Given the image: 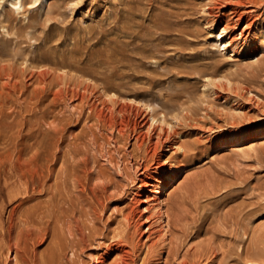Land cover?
<instances>
[{"label":"rangeland","instance_id":"374dc122","mask_svg":"<svg viewBox=\"0 0 264 264\" xmlns=\"http://www.w3.org/2000/svg\"><path fill=\"white\" fill-rule=\"evenodd\" d=\"M22 1L24 7L15 11L11 0L0 4V20L5 13L6 24L10 26L7 34V27L0 22L2 62L15 61L20 67L30 55L36 60L46 57L45 61L34 64L51 67L50 78L60 79L64 87L79 88L90 97L103 95L106 99L116 97L113 95L116 89L126 90L129 94L120 96L119 100L131 103L136 102L132 99L133 92L141 91L142 79L149 77L154 80L152 88L138 98L139 104L149 105L147 112L160 106L172 114L191 109L196 118L203 119L209 113L205 117L208 123L225 128L203 132L181 127L188 136L186 139L200 140L191 161L177 163L182 167L164 189L161 200L163 206L176 199L180 202L182 213L190 221L189 233L180 238L169 236L175 242L177 254L167 258L162 247L169 239L164 240L156 232L159 226L153 222L150 232L154 233L148 241L153 248L139 245L140 259L133 257V264H264V7L246 8L259 26L257 39L234 43L230 51L223 48L225 39L218 36L222 29L213 23L206 10L211 0ZM144 15L155 19L157 24L149 29L153 39L145 55L137 60L129 55L132 44H127L130 40L127 31L135 32L138 28L135 22L145 18ZM45 31L50 35L47 40ZM255 45L257 49L252 50ZM113 48L124 58L116 63L123 76L116 78L119 84H115L114 90L104 92L107 85L104 78L109 77L114 67ZM59 54L66 61L61 67L53 62V57ZM132 72L136 78L129 79ZM207 82H212V87L206 86ZM213 89L226 95L227 102L223 97L217 99ZM76 104L78 100L69 108L75 110ZM221 132H228L225 141L218 139ZM138 185L139 182L126 183L122 197L114 196L112 204L117 208L126 204L134 192L142 190ZM2 202L0 196V231L6 232L8 210L16 198ZM111 213V209L107 210L104 219ZM148 225L144 223L143 228ZM6 244L7 235L0 241V264H10L14 256ZM87 248L85 253L103 251L96 244ZM71 256L69 253L68 258ZM80 258V264L94 262L85 255ZM114 258L112 255L108 261Z\"/></svg>","mask_w":264,"mask_h":264},{"label":"bare ground","instance_id":"6f19581e","mask_svg":"<svg viewBox=\"0 0 264 264\" xmlns=\"http://www.w3.org/2000/svg\"><path fill=\"white\" fill-rule=\"evenodd\" d=\"M263 1L208 2L206 10L213 23L222 29L218 36L225 39V50L233 51L234 43L257 39L259 26L246 8L264 7ZM16 2L10 3L13 6ZM23 5L20 0L15 10ZM2 16L0 22L9 34L8 17L5 13ZM144 17L135 22L138 26L135 32L127 31L130 37L127 44H132L129 55L137 60L145 55L153 39L149 29L157 24L155 19ZM146 19L149 22L144 24ZM49 38L45 31L44 39ZM256 49L255 45L252 50ZM113 51L114 67L109 77L104 78L107 79L104 92L114 90L115 84H119L116 78L123 76L116 63L124 58L114 48ZM53 58L57 67L66 63L62 54ZM24 59L26 64L20 67L15 61L0 59V196L3 202L16 198L8 210L7 230L0 231L1 240L7 235L6 249L14 251L10 264H80L81 255L94 261L93 264H133L135 258L140 259L139 245L149 246L153 222L158 223L156 232L164 240L189 233L190 221L182 213L180 202L176 199L163 206L161 200L164 189L182 167L177 163L191 161L200 140L186 139L188 136L181 129L189 126L208 132L224 128L223 125L208 123L205 117L209 113L203 119L196 118L191 109L172 114L160 106L147 112L149 105L139 104L138 98L152 88L154 80L149 77L142 79L141 91L133 92L135 103L119 100L129 94L124 88L125 91L114 90L115 98H102L103 95L91 98L79 88L64 87L60 79L53 81L51 67L34 64L46 57L36 60L30 55ZM128 76L136 78L134 72ZM213 93L227 102L226 95L214 89ZM75 100L78 104L71 110L69 107ZM227 136L228 132H221L218 139L225 141ZM125 182H139L142 190L134 192L126 204L117 208L111 200L114 196L122 197ZM109 209L112 213L104 219ZM118 216L122 218L117 220ZM114 221L116 225L112 226ZM144 223L149 225L143 228ZM171 237L162 247L167 258L177 254ZM44 243L43 249L38 250ZM92 244L103 251L85 253ZM69 253L72 256L68 258ZM112 255L115 258L109 262Z\"/></svg>","mask_w":264,"mask_h":264},{"label":"clouds","instance_id":"9594fccd","mask_svg":"<svg viewBox=\"0 0 264 264\" xmlns=\"http://www.w3.org/2000/svg\"><path fill=\"white\" fill-rule=\"evenodd\" d=\"M2 3H3V0H0V4H2ZM19 4H20V0H17L16 4L13 5V10H14V11H15V9H16L17 7H19Z\"/></svg>","mask_w":264,"mask_h":264}]
</instances>
